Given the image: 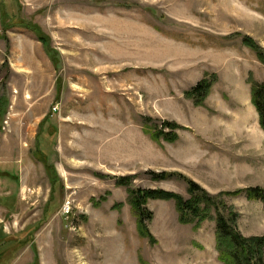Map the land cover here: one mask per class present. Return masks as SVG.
Listing matches in <instances>:
<instances>
[{
    "label": "rangeland",
    "instance_id": "1",
    "mask_svg": "<svg viewBox=\"0 0 264 264\" xmlns=\"http://www.w3.org/2000/svg\"><path fill=\"white\" fill-rule=\"evenodd\" d=\"M2 8L14 25L4 29L0 11V264H225L213 206L182 222L173 198H148L150 233L139 231L131 187L116 176L192 196L180 176L151 177L163 169L234 208L244 235L264 234V203L242 190L264 187L250 101L264 64L243 40L264 49V0ZM203 78L212 83L197 103L185 92Z\"/></svg>",
    "mask_w": 264,
    "mask_h": 264
},
{
    "label": "trees",
    "instance_id": "2",
    "mask_svg": "<svg viewBox=\"0 0 264 264\" xmlns=\"http://www.w3.org/2000/svg\"><path fill=\"white\" fill-rule=\"evenodd\" d=\"M0 10L1 23L4 29L12 27L13 23L4 24L3 17L8 16L5 8ZM150 10V7H148ZM4 15V16H2ZM244 42L248 47L256 52L258 59L264 64V49L257 45L251 38L245 37ZM212 81L207 79L200 80L195 86L188 89L185 94L195 98L197 103H201L211 86ZM250 101L257 115L258 124L264 133V83L253 82L251 85ZM171 129L178 125L171 122H163ZM162 123V124H163ZM173 131V130H172ZM161 133L167 140H174L176 133ZM171 175H177L184 178L188 183V189L192 196L184 198L181 194L160 187H141L133 185L131 174H122L116 176V183L129 184V201L137 211V226L142 234H148L146 220L151 218L152 211L146 207L148 198H173L179 212L180 221L199 222L204 217L209 216L210 207H214L215 215V246L218 258L225 264H264V234L244 235L237 227L236 220L238 212L234 208L228 207L226 202L221 198L216 200L217 195L211 194L195 180L186 176L182 172L159 170L152 171L151 177L155 179L167 178ZM246 195L250 198H260L264 203V187L260 185L247 186L244 189ZM228 207V208H227ZM226 210L227 208V211ZM222 209V210H221ZM152 238V237H151Z\"/></svg>",
    "mask_w": 264,
    "mask_h": 264
}]
</instances>
